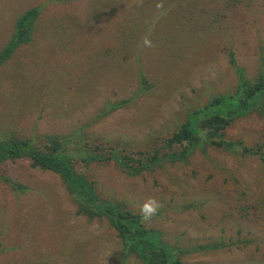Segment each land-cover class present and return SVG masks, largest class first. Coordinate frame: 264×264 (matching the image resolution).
Here are the masks:
<instances>
[{
  "label": "rangeland",
  "instance_id": "374dc122",
  "mask_svg": "<svg viewBox=\"0 0 264 264\" xmlns=\"http://www.w3.org/2000/svg\"><path fill=\"white\" fill-rule=\"evenodd\" d=\"M34 7L31 42L0 66L1 138L78 127L151 150L188 112L233 90L231 57L247 78L264 61V0H0V51ZM118 101L126 105L92 123ZM226 138L264 156V116L238 119ZM248 155L195 150L134 178L112 163L87 174L103 199L141 219L140 206L159 201L143 225L182 248L184 264H264V162ZM0 176L24 187L0 182V264H140L106 218L76 213L57 175L16 160ZM214 242L240 243L187 253Z\"/></svg>",
  "mask_w": 264,
  "mask_h": 264
},
{
  "label": "trees",
  "instance_id": "16d2710c",
  "mask_svg": "<svg viewBox=\"0 0 264 264\" xmlns=\"http://www.w3.org/2000/svg\"><path fill=\"white\" fill-rule=\"evenodd\" d=\"M38 14L39 8L34 7L18 17L9 42L0 51V66L17 49L31 42ZM230 64L236 77L233 90L224 95H215L204 107L188 112L185 119L171 131L172 134L161 139L156 148L131 151L119 140L109 143L105 142L104 137H93L85 132L81 136L82 129L77 127L65 134H35L31 138L0 137V164L28 160L32 167L57 175L76 213L88 219L106 218L122 240L123 248L140 264H184L181 261L184 254L182 248L169 245L160 231L146 228L141 217L124 205L103 199L95 182L89 179L87 169L91 164L112 163L124 175L134 178L154 171L166 162L185 163L195 150L206 153L208 149L242 157L249 153L248 156H255L264 162L258 147L242 148L240 142L226 138L227 129L238 119L253 113L264 116V61L254 78H247L233 57ZM124 105L126 101L107 103L105 110L97 114L92 123ZM0 182H6L13 191L24 190L23 186L8 177L0 176ZM238 243L200 244L187 253L221 250Z\"/></svg>",
  "mask_w": 264,
  "mask_h": 264
},
{
  "label": "clouds",
  "instance_id": "9594fccd",
  "mask_svg": "<svg viewBox=\"0 0 264 264\" xmlns=\"http://www.w3.org/2000/svg\"><path fill=\"white\" fill-rule=\"evenodd\" d=\"M157 7L160 8L162 5L157 4ZM143 44L145 47H152V42L145 37L143 39ZM162 205L160 204L159 201H157L154 198H149L147 201H145L141 206H140V213L142 216V219L147 221L151 219L153 216H155L160 209Z\"/></svg>",
  "mask_w": 264,
  "mask_h": 264
}]
</instances>
